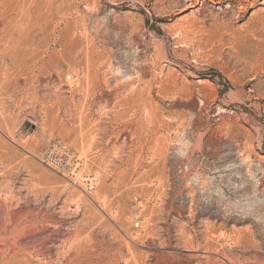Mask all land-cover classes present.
Returning <instances> with one entry per match:
<instances>
[{
  "label": "rangeland",
  "instance_id": "rangeland-1",
  "mask_svg": "<svg viewBox=\"0 0 264 264\" xmlns=\"http://www.w3.org/2000/svg\"><path fill=\"white\" fill-rule=\"evenodd\" d=\"M28 17L53 40L0 81V264H264V0H0V44Z\"/></svg>",
  "mask_w": 264,
  "mask_h": 264
},
{
  "label": "bare ground",
  "instance_id": "bare-ground-1",
  "mask_svg": "<svg viewBox=\"0 0 264 264\" xmlns=\"http://www.w3.org/2000/svg\"><path fill=\"white\" fill-rule=\"evenodd\" d=\"M24 27H26L25 31L20 34L7 32L2 36L3 38L0 44V81L7 82L12 74L10 72L11 70L14 74L21 70L28 71L29 69L36 68V59L39 53L47 48L48 44L53 40V37L49 36V34L46 37H42L45 29L40 27L37 20L32 17H28L26 26ZM56 42L60 49L65 50L67 48L65 36L57 37ZM69 47L76 49L78 43L73 41ZM191 109L194 111L195 107L192 106ZM195 124L198 123L195 122ZM247 207L253 208V204L249 203Z\"/></svg>",
  "mask_w": 264,
  "mask_h": 264
},
{
  "label": "built area",
  "instance_id": "built-area-1",
  "mask_svg": "<svg viewBox=\"0 0 264 264\" xmlns=\"http://www.w3.org/2000/svg\"><path fill=\"white\" fill-rule=\"evenodd\" d=\"M68 79H71V77H68ZM55 155V151L54 150H51L47 153V155L43 158V163H47L48 165H52L54 166V168L60 172V173H67L68 172V167H66V165H64L63 163L61 162H54L52 160V157ZM138 225V223H137Z\"/></svg>",
  "mask_w": 264,
  "mask_h": 264
}]
</instances>
